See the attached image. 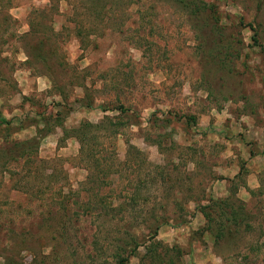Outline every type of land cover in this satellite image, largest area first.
Instances as JSON below:
<instances>
[{
	"label": "rangeland",
	"instance_id": "374dc122",
	"mask_svg": "<svg viewBox=\"0 0 264 264\" xmlns=\"http://www.w3.org/2000/svg\"><path fill=\"white\" fill-rule=\"evenodd\" d=\"M1 120L0 264H264V1L0 0Z\"/></svg>",
	"mask_w": 264,
	"mask_h": 264
},
{
	"label": "trees",
	"instance_id": "16d2710c",
	"mask_svg": "<svg viewBox=\"0 0 264 264\" xmlns=\"http://www.w3.org/2000/svg\"><path fill=\"white\" fill-rule=\"evenodd\" d=\"M264 0H258L259 4L263 3ZM249 28L251 30H253L254 34L256 35V30L253 29L252 25H249ZM252 39L255 41V37H252ZM257 42V41H255ZM87 108L90 107L89 104L86 105ZM104 109V108H103ZM122 112V111H121ZM42 121H44V125L47 123L48 119L47 116L45 114H42ZM114 118H118V117H104L103 120L98 123V124H91L87 121L84 122H80L74 129V137H76L78 139L79 145H80V152L81 153H85V147L87 146V139L88 136L91 132H98L99 130L103 129V125L105 123V121H109L111 122L112 119ZM1 124H5V125H9L10 123L7 121H0ZM59 124V123H58ZM135 125H137L138 123H134ZM59 126V125H58ZM60 126H62L60 124ZM44 132H49L48 128L43 129ZM40 132V130H39ZM37 140V138L35 139H31V140H24V141H16L12 144L13 146V151L16 150L17 152L19 151V153H23L25 152L27 149L32 148L31 147V143H35L34 141ZM33 141V142H31ZM89 150L91 151L92 149L89 148ZM23 155V154H22ZM89 155V154H88ZM90 156V155H89ZM101 165L97 166V168H100ZM228 200L225 201H213L211 200L210 202H212L211 206H212V210H209V207H202L201 208V215L204 217V219L206 220V222H208L207 225V231H212L213 235L215 237V240H221L224 237L225 231L227 228H229L230 226L233 227V225L235 226H239V223L237 221V214L232 211V208L228 205L227 203ZM216 208V209H214ZM214 210H218L219 212L215 213ZM227 209H230V212H228ZM219 218V221H215L214 217ZM228 217V218H227ZM224 221L229 222V225H226L224 223ZM157 230L158 227H155L153 229V233L151 235V238L154 239L157 235ZM135 248L136 245H135ZM133 252V250H132ZM126 262H128L127 258L125 259H119L117 264H125Z\"/></svg>",
	"mask_w": 264,
	"mask_h": 264
},
{
	"label": "crops",
	"instance_id": "0c3cea01",
	"mask_svg": "<svg viewBox=\"0 0 264 264\" xmlns=\"http://www.w3.org/2000/svg\"><path fill=\"white\" fill-rule=\"evenodd\" d=\"M247 186H248L250 189H252V188L255 187V185L253 184V182L250 181V180L248 181Z\"/></svg>",
	"mask_w": 264,
	"mask_h": 264
}]
</instances>
